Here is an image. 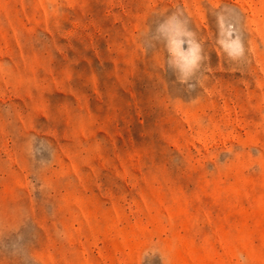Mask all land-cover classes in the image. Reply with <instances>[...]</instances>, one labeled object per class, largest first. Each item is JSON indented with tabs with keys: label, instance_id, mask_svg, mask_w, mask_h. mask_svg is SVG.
Instances as JSON below:
<instances>
[{
	"label": "rangeland",
	"instance_id": "1",
	"mask_svg": "<svg viewBox=\"0 0 264 264\" xmlns=\"http://www.w3.org/2000/svg\"><path fill=\"white\" fill-rule=\"evenodd\" d=\"M0 264H264V0H0Z\"/></svg>",
	"mask_w": 264,
	"mask_h": 264
}]
</instances>
